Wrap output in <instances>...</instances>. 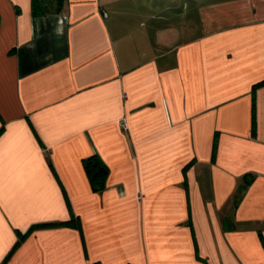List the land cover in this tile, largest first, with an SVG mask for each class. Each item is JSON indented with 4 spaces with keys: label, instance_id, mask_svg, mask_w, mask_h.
<instances>
[{
    "label": "crops",
    "instance_id": "crops-1",
    "mask_svg": "<svg viewBox=\"0 0 264 264\" xmlns=\"http://www.w3.org/2000/svg\"><path fill=\"white\" fill-rule=\"evenodd\" d=\"M262 80L264 0H0V264H264Z\"/></svg>",
    "mask_w": 264,
    "mask_h": 264
},
{
    "label": "trees",
    "instance_id": "trees-1",
    "mask_svg": "<svg viewBox=\"0 0 264 264\" xmlns=\"http://www.w3.org/2000/svg\"><path fill=\"white\" fill-rule=\"evenodd\" d=\"M63 0H31V9L32 14L34 16H43L48 14H56L59 13L62 9ZM264 84V80L258 82L255 86H259ZM251 118H252V133L254 132V123H255V106L254 102H252V111H251ZM84 168L88 175L90 185L93 191L100 192L104 188L105 178L108 173L107 166L101 160V158L94 154L91 155L89 158L84 160ZM16 242L18 244L19 240ZM92 264H98L97 262H93Z\"/></svg>",
    "mask_w": 264,
    "mask_h": 264
},
{
    "label": "built area",
    "instance_id": "built-area-1",
    "mask_svg": "<svg viewBox=\"0 0 264 264\" xmlns=\"http://www.w3.org/2000/svg\"><path fill=\"white\" fill-rule=\"evenodd\" d=\"M121 123H122L123 126H125V121L124 120H122Z\"/></svg>",
    "mask_w": 264,
    "mask_h": 264
}]
</instances>
